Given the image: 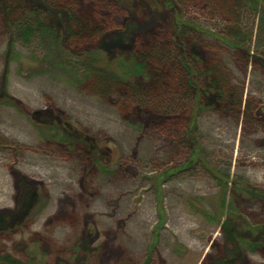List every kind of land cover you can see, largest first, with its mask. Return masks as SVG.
I'll use <instances>...</instances> for the list:
<instances>
[{"label":"rangeland","instance_id":"1","mask_svg":"<svg viewBox=\"0 0 264 264\" xmlns=\"http://www.w3.org/2000/svg\"><path fill=\"white\" fill-rule=\"evenodd\" d=\"M57 1L0 0V264H264L262 16L243 53L208 0ZM36 13L55 34L15 42ZM147 51L160 70L135 76ZM170 52L239 109L187 90Z\"/></svg>","mask_w":264,"mask_h":264},{"label":"trees","instance_id":"2","mask_svg":"<svg viewBox=\"0 0 264 264\" xmlns=\"http://www.w3.org/2000/svg\"><path fill=\"white\" fill-rule=\"evenodd\" d=\"M167 3L166 6L170 9L180 10L182 4L184 8L188 7V4L185 3L183 0H162ZM211 2V6L213 9V12H215L221 19V22H223L224 29L221 33H219V37H221V40L228 45L234 47L240 52L243 53H251L252 51V43H253V32L252 29H249L246 22L247 16H262L261 17V23L259 27V37H258V43H257V50L259 52L261 47L264 48L263 43L261 42V37L264 41V0H208ZM42 2H46L49 4L50 7H54L52 9H55L57 6H62V4H59V1L55 0H42ZM51 16V15H49ZM37 17V21H31V19L23 18V19H16L14 22V30H13V38L14 41L17 43H21L23 45L28 44H39L45 42L46 37H49L50 35L55 34V28L52 26V21H48V16L43 13H36L35 18ZM52 18V16H51ZM71 21L74 24V27L72 25L70 26V29L72 27V30H75L77 28L75 19L74 21L71 19ZM182 23V21H181ZM194 27H188L184 26L180 28V25H178V28L176 29L177 36L179 39L181 38H188V36H191V33L193 32ZM195 30V29H194ZM100 31H93L94 35H100ZM218 37V38H219ZM157 54V52L147 51V52H139L137 53L134 58L138 60V62L135 64L134 70H132V74H135V76H141L143 73L148 72V65H153L154 68L159 71L155 64L154 56ZM180 61L179 63L183 66V69L185 68L184 72L186 75V80H184L185 86H187L189 89L187 90H193V92L197 93V90L199 89L198 96L204 94H215L217 98H224L227 99L229 104L228 106H234L237 107L239 102L235 101L234 94H232V98L226 97L227 94H230L229 85L226 82V78L224 75L220 76V71H218V68L212 69V80L209 78L208 74H201L196 71V68L194 66V63H192V58H190L188 55H184L183 59H180L177 57L176 54L170 52L167 53L165 59L160 58V63H170L175 61ZM71 62V61H70ZM68 64H71V63ZM91 68V67H89ZM92 69H89L88 71L91 72ZM88 72V73H89ZM94 74V72H91ZM95 76L97 77H103L105 81L103 84V89L107 90L109 89L112 84L111 78L109 79L108 76L104 75L103 73L95 72ZM209 83L208 87H205V84ZM201 88V89H200ZM195 93V95H196ZM194 95V96H195ZM230 100V101H229ZM233 100V101H231ZM237 103V105L235 104ZM240 107V104L238 105V109Z\"/></svg>","mask_w":264,"mask_h":264}]
</instances>
